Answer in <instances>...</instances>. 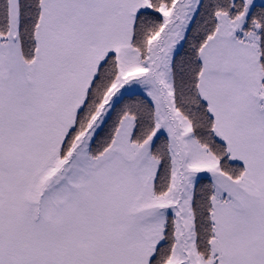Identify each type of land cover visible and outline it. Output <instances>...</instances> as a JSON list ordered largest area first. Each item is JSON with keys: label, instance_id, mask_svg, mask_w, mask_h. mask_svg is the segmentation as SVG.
Wrapping results in <instances>:
<instances>
[{"label": "snow or ice", "instance_id": "1", "mask_svg": "<svg viewBox=\"0 0 264 264\" xmlns=\"http://www.w3.org/2000/svg\"><path fill=\"white\" fill-rule=\"evenodd\" d=\"M0 264H264V0H0Z\"/></svg>", "mask_w": 264, "mask_h": 264}]
</instances>
